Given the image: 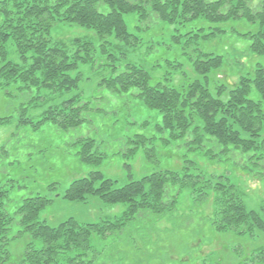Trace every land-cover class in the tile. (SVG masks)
I'll return each instance as SVG.
<instances>
[{
	"label": "trees",
	"instance_id": "obj_1",
	"mask_svg": "<svg viewBox=\"0 0 264 264\" xmlns=\"http://www.w3.org/2000/svg\"><path fill=\"white\" fill-rule=\"evenodd\" d=\"M127 16L134 20V33L128 29ZM235 20L256 24L253 32L241 35L249 38L253 54H264V0H0V124L9 122L15 111L17 125H29L32 131L47 123L62 135L81 127L91 129L92 134H76L71 144L79 147L82 161L98 164L108 153L99 147L105 143V132L98 137L97 113L109 114L110 102L125 110L138 101L159 112L160 119L125 118L123 135L112 139L124 158L142 148L146 159L158 165L159 145L184 146L188 154L196 152L217 162L232 159L251 171L263 169L259 148L264 143V65L256 64L228 86L213 75L222 66V56L204 52L195 43L225 32ZM60 23L93 30L98 43L75 37L69 45L52 38L51 28ZM164 27L175 31L171 43L179 44L175 50H182L191 62L187 81L174 84L172 76L153 81L143 64L117 57L116 52L124 57L117 51L120 41L130 44L141 38L136 33L155 34ZM96 57L104 58L98 65L107 67L95 87L102 93L84 96L78 69L81 64L93 65ZM171 66L174 73L186 74L181 63ZM252 86L258 91L257 100L249 97ZM6 99L16 103L10 113ZM34 109H40L35 116L30 114ZM7 154L0 147V160ZM15 181L0 180V264H133L126 260L134 259L135 249L141 251L135 236L149 249L155 243L151 235H157V222L165 220L171 230L179 228L174 218L185 189L199 199L210 189L218 193L212 229L225 231L243 223L246 232L264 231V218L246 209L227 176L214 183L188 158L177 169L159 167L139 178L130 175L122 184L98 170L73 179L56 193L58 197L85 202L93 196L122 206L120 213L91 222L69 216L48 224L39 213L53 199L40 193L12 196ZM57 188L56 182L47 185L50 191ZM23 236L28 239L20 257L11 260L9 244ZM105 239H109L106 246ZM254 259L264 264V249L254 252L250 261Z\"/></svg>",
	"mask_w": 264,
	"mask_h": 264
},
{
	"label": "rangeland",
	"instance_id": "obj_2",
	"mask_svg": "<svg viewBox=\"0 0 264 264\" xmlns=\"http://www.w3.org/2000/svg\"><path fill=\"white\" fill-rule=\"evenodd\" d=\"M125 21L129 31L133 32L134 20L127 16ZM167 27L155 34L144 31L136 33L141 38L130 44L120 41L121 45L119 44L117 51L123 52L124 57L122 53L116 52L118 59H128L136 64H143L153 76V81L157 77L164 76H172L174 84L187 81L191 62L187 55L181 52L182 50H175V47L181 46L171 43L170 34L175 31ZM255 28V23H247L246 20L230 21L225 32L212 39L200 37L195 41L202 51L222 56L221 68L213 72L214 76H218V81L231 86L237 82L241 74H246L256 64L264 65V54H253L249 49V38L241 35L253 32ZM50 35L66 44L75 37L90 38L95 44L98 43L93 30L74 23L57 24L51 28ZM108 50L111 51L110 46ZM96 59L93 65L81 64L78 69L82 73L80 87L84 96L96 97L102 93V90L95 91V87L97 81L106 73L107 67L98 65L104 58L96 57ZM173 63H181L186 74L182 76L180 72L174 73L175 68L171 66ZM249 97L254 100L259 98L254 86L251 87ZM5 101L1 102L3 104L5 102L8 106L7 111L10 113L16 103L13 100ZM98 102L93 100V104ZM108 109L110 113L107 115L97 113L95 123L98 130L93 128L99 133L98 137L105 132V143H101L99 147L108 153V157L98 164L82 161L77 153L79 147L71 144L76 134L81 132L92 134L91 129L81 127L76 132L62 135L53 125L47 123L40 129L32 131L29 125L23 127L17 125L15 111H12L9 122L0 124V147L8 151L5 159L0 160V180L4 182L8 177L16 179V187L11 189L12 196L40 193L51 197L52 203L40 211L39 219H44L50 225H56L69 216L81 222H91L103 216L120 213L122 206L102 203L93 196L88 197L85 202L67 201L58 197L56 193L63 192L73 179L86 176L92 170H98L104 177H110L117 180L118 184H122L130 175L132 178H139L159 167L177 169L183 164L184 158L194 160L205 173L206 178L214 183L220 176H227L229 181L236 185L239 200L243 202L246 209L253 210L264 218V168H255L251 171L249 168L235 164L232 159L213 161L210 157L196 154V152L188 154L184 146L175 149L172 146L159 145L156 152L158 165L146 159L142 148L126 159L118 151L117 142L112 140L116 136L123 135L126 127L125 118L129 117L132 120V118L149 116L159 120L160 114L138 101L135 102V106L129 104L125 110L122 104L117 106L110 102ZM39 112L40 109H34L30 111V114L35 116ZM133 130L134 128L130 127L129 131ZM261 139L262 137L259 142ZM115 148L118 152H115ZM259 151L264 154V143H260ZM12 160L15 161L10 164ZM53 182L58 184V188L55 191L47 190V185ZM18 185L21 187H17ZM218 200V193L212 189L202 199L196 197L195 192L185 189L180 196L176 218H174L179 228L171 230L170 224L165 220L157 222L155 224L157 235H151L152 241L155 242L152 247L146 248L147 246L143 245V239L141 241L135 236L134 240L138 247L141 246V251L135 249L137 252L133 254L134 259L126 261L131 263L135 261L133 264L147 262L148 264H262L255 259L250 260L254 252L264 249V231L253 228L246 232V225L243 223L225 231L212 229L210 222L217 218L216 202ZM27 239V236H23L9 244L11 260L20 257ZM108 241L109 239H105L102 242L106 246ZM120 253L126 255L127 251L120 248ZM146 258L148 260H145Z\"/></svg>",
	"mask_w": 264,
	"mask_h": 264
}]
</instances>
